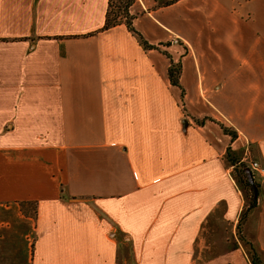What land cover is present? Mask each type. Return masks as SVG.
Listing matches in <instances>:
<instances>
[{"label": "crops", "instance_id": "1", "mask_svg": "<svg viewBox=\"0 0 264 264\" xmlns=\"http://www.w3.org/2000/svg\"><path fill=\"white\" fill-rule=\"evenodd\" d=\"M166 1L130 7L167 45L147 50L101 29L108 0H0V264H192L199 246L206 264H252L225 152L264 165V0ZM179 43L176 87L163 51ZM253 180L241 233L264 261Z\"/></svg>", "mask_w": 264, "mask_h": 264}, {"label": "trees", "instance_id": "2", "mask_svg": "<svg viewBox=\"0 0 264 264\" xmlns=\"http://www.w3.org/2000/svg\"><path fill=\"white\" fill-rule=\"evenodd\" d=\"M118 2V5L116 4V10L118 13L113 12V0H108V8L105 15L104 24L102 26V30H106L108 28L114 27L116 25H119L120 23H124L127 30L131 33L132 36H134L138 43L144 48V49H156L160 50L157 45L149 44L141 35L140 32H138L132 25V20L136 17L135 14L130 13V7L133 5L134 0H116ZM176 0H167L166 4H171L175 2ZM163 54L166 55V57L169 59V66H168V78L171 83V85L179 87V76L181 73V62L178 61L176 64L172 61L170 55L163 51ZM220 127L223 129L225 133H228L231 138H235V133L225 126L223 124H220ZM230 147H227L226 149V155H227V161L235 167V171L237 172V182L239 183L241 192L243 194L246 207L242 211L240 218L237 223V232L239 235L240 240L243 242V244L246 246L248 250V255L250 257L252 264H264V261L262 260L258 249L248 240L243 237L241 230L242 225L247 220L248 215L257 207V200H258V189L259 185L254 181V185L257 188V195L254 197L253 192V185L249 183L247 180V177L245 175V172L242 169H238L239 167H245L243 164L238 163L235 158L230 159L229 153H230ZM239 164L240 166H238ZM29 204L31 202H21V207L24 204Z\"/></svg>", "mask_w": 264, "mask_h": 264}, {"label": "rangeland", "instance_id": "3", "mask_svg": "<svg viewBox=\"0 0 264 264\" xmlns=\"http://www.w3.org/2000/svg\"><path fill=\"white\" fill-rule=\"evenodd\" d=\"M113 12H115V13H118L117 12V10H116V4L118 5V2L116 1V0H113ZM122 24V23H121ZM124 24V23H123ZM180 42V41H179ZM165 44V43H164ZM159 45V49H161V50H166V47L165 46H167V45ZM180 44V43H179ZM181 46H182V43L180 44ZM179 47V51L174 55V57L173 58H171L172 59V61L176 64V62H178V61H180L181 62V59H182V55L183 54H185V47ZM169 50H171V51H173L172 50V48L170 47L169 48ZM183 92H181V98H179V104H178V108H179V119H180V124H181V127L183 128V130H185V128L187 127V123H192V122H194V120H192V118L190 117V116H188V113L187 112H185L186 111V107H185V101L183 100ZM202 118V117H201ZM205 119H207L206 121H207V123L208 124H212V122L213 123H216V124H218L219 125V122L218 121H216V120H211V118H205ZM204 118H202V119H196V121L197 122H204V120H205ZM183 121H185L186 123L184 124L183 123ZM202 122V123H203ZM217 139V140H216ZM216 141L217 142H221V135H216ZM218 139H220L219 141H218ZM225 156H226V159H227V155H226V152H225ZM229 156H230V159H233V158H235V157H233L232 156V154H231V151H230V153H229ZM233 157V158H232ZM246 157H247V155H246ZM237 160V159H236ZM250 161H251V159L249 158V157H247L244 161H239V160H237V162L238 163H241V164H243L245 167H239L238 169H242L243 171H244V169L245 168H248L250 171H251V173H252V176H253V172H252V170L250 169V165H249V163H250ZM228 162V161H227ZM238 166H240L239 164H237ZM227 167L228 168H230V170H231V174L233 175V183L235 182V185H237L238 187H240L239 186V183L237 182V175H236V171H235V167L234 166H232L229 162H228V165H227ZM257 183V182H256ZM258 184V183H257ZM259 185V184H258ZM244 198V197H243ZM246 204V203H245ZM22 209H23V211L24 212H27L28 214L29 213H31V215H33V211H34V204L33 203H27V204H24V205H22ZM218 221H220L217 217H216V220H215V225H216V230H217V233H218V228H219V223H218ZM203 233L205 234L206 232L205 231H203ZM28 242H30V241H28ZM31 245V244H30ZM200 247V250L199 251H195V252H197V256L198 257H200V258H198V259H196L194 262H192V264H206L207 263V260H206V258H208V255L206 256L204 253H206V252H204V247H202V246H199ZM246 247V246H245ZM219 249H221V246L220 245H216V247H215V250H216V252L219 250ZM127 255V254H126Z\"/></svg>", "mask_w": 264, "mask_h": 264}, {"label": "built area", "instance_id": "4", "mask_svg": "<svg viewBox=\"0 0 264 264\" xmlns=\"http://www.w3.org/2000/svg\"><path fill=\"white\" fill-rule=\"evenodd\" d=\"M250 169L252 170L253 174H257L259 176V182L261 184H264V165H261L256 160H251L250 163Z\"/></svg>", "mask_w": 264, "mask_h": 264}, {"label": "water", "instance_id": "5", "mask_svg": "<svg viewBox=\"0 0 264 264\" xmlns=\"http://www.w3.org/2000/svg\"><path fill=\"white\" fill-rule=\"evenodd\" d=\"M183 123L185 124L186 122L183 121ZM244 172H245V175H246L247 180L249 181V183H251V184L253 185L254 197H256V195H257V188H256V186L254 185V180H253L252 173H251V171H250L248 168H245V169H244Z\"/></svg>", "mask_w": 264, "mask_h": 264}]
</instances>
